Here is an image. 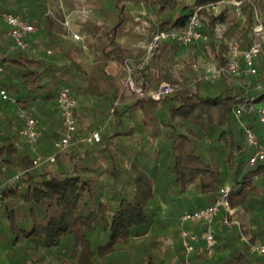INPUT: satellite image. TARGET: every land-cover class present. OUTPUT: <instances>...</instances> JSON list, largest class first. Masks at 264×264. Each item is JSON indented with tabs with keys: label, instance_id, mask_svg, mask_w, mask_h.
Segmentation results:
<instances>
[{
	"label": "trees",
	"instance_id": "trees-1",
	"mask_svg": "<svg viewBox=\"0 0 264 264\" xmlns=\"http://www.w3.org/2000/svg\"><path fill=\"white\" fill-rule=\"evenodd\" d=\"M131 1L155 11L152 34L157 29L183 27L196 7L201 6L200 14H208L210 4L223 0ZM235 1L240 2L250 28L254 0ZM51 2L0 0L3 11L19 14L36 25L24 48L12 40V53L0 57L2 73L7 64L13 74L8 84L0 75V88L14 99L17 110L8 122L14 133L6 135L13 140L4 143L0 131V264L33 260L48 264H172L165 260V254L160 255L158 236L175 225L179 215L213 203L219 188L226 184L230 206L237 208L236 212L244 209L251 213L250 224L242 232L250 242L263 240L264 161L249 163L253 147L245 141L244 128H252L264 139V127L255 111L257 105H264V60L256 64L253 74L202 78L194 89H176L159 99L144 95L130 104L117 103L120 88L105 70L115 48L103 51L97 75L89 74L75 59L65 64L48 54L47 50L61 46L55 20L48 12ZM113 2L120 21L112 30L133 20L120 0ZM260 4L264 10V2ZM228 19L223 9L217 15L210 14L208 23L199 27L207 39L200 43L214 52L217 64L226 59L223 42L215 37V26ZM107 37L105 45L112 44L113 35ZM40 43L45 45L43 54L34 53L31 46ZM160 43L157 59L181 45L170 39ZM156 78L158 82L162 79L159 69ZM61 85L75 96L87 95L91 108L99 114L87 127H77L72 142L76 145L67 154L55 148V141L62 136L55 100ZM37 98L52 108L46 130L41 116L37 118V111H41ZM21 108H32L38 119L40 136L35 150L20 134L24 123ZM238 108L243 110L236 116ZM89 129L100 132L99 141H85ZM43 132L51 145L41 152ZM146 143L150 145L145 150ZM38 153H52L54 161L38 162ZM186 193H192L190 199ZM183 201L187 203L183 205ZM221 213L212 223L217 238L215 254L206 258L202 243L187 254L180 240L183 253L173 264L205 258L224 260V264H264V256L249 250L236 226L221 223ZM181 228L199 232L207 224L181 221L178 234Z\"/></svg>",
	"mask_w": 264,
	"mask_h": 264
},
{
	"label": "built area",
	"instance_id": "built-area-1",
	"mask_svg": "<svg viewBox=\"0 0 264 264\" xmlns=\"http://www.w3.org/2000/svg\"><path fill=\"white\" fill-rule=\"evenodd\" d=\"M228 1H218L209 5L211 9L217 8L219 3ZM232 4L237 5L239 1H230ZM201 6L196 7L192 15L189 17L188 22L180 28H164L157 29L151 38L150 43L147 45L146 52L151 53L154 51L159 43L163 40H175L181 45H189L193 42L203 38V34L199 27L201 25V18L199 10ZM0 20L7 25V34L14 41V44L20 48L26 46V37L35 32L36 25L27 19L22 18L19 14L9 11H0ZM74 38H78L77 34H73ZM264 60V44L255 42L250 43L248 46L239 47L231 46L228 49L227 58L225 63H208L204 68L202 77L208 80H215L222 75H238L244 72L245 74H253L256 72L257 59ZM2 74V67L0 66V75ZM132 86V84H131ZM133 89V88H132ZM135 91L140 92L141 88H134ZM133 89V90H134ZM174 88L167 82H161L154 92L150 95L153 99H159L160 97L172 93ZM0 98L7 100L11 99L7 91L0 88ZM56 105L59 111L60 119L62 122V136L55 141V148L57 152L66 150L73 142L74 135L77 130V119L75 115V107L77 105V98L72 93L69 87L61 85L56 91ZM242 108L236 109L235 113L238 116L242 112ZM255 111L260 124L264 127V105L259 104L255 107ZM19 115L23 119L24 123L20 129V134L23 135L26 141L35 150L36 143L40 136L38 129V119L34 116L30 109L21 108ZM245 141L248 145L253 147V153L250 156L249 163L254 164L257 161H264V139L256 134L252 128H244ZM85 141L93 142L100 140L99 131H90L84 137ZM55 155L49 154L46 156L37 154L36 160L38 161H54ZM16 176L8 179L9 182L13 181ZM230 187L224 185L219 188L217 196L213 203L194 209L192 211H186L181 216L182 222H202L207 224V228L202 231H194L190 229L181 228L179 232L181 244L183 245L187 254L192 253L195 250L197 243H202L201 251L206 258L212 257L216 252L217 239L211 230L215 215L221 213V223L226 227L236 226L240 230V238L248 244L249 250L253 253L264 256V239L261 241L250 242L248 235L242 232V225L236 219V210L229 203ZM187 260L182 264H187ZM22 264H48L44 261L33 260L28 263Z\"/></svg>",
	"mask_w": 264,
	"mask_h": 264
},
{
	"label": "rangeland",
	"instance_id": "rangeland-1",
	"mask_svg": "<svg viewBox=\"0 0 264 264\" xmlns=\"http://www.w3.org/2000/svg\"><path fill=\"white\" fill-rule=\"evenodd\" d=\"M53 1L54 0H52V2ZM185 1L191 2L192 0ZM230 1L235 0L221 2L217 8L208 11V14H200L201 25L205 26L209 21L210 14L217 15L223 9L226 11L227 16L229 17L228 21L217 23L215 26V37L217 40H221L223 42L225 59L227 58L228 49L231 46L245 47L246 45L255 42L264 44V10L261 8L260 4V2H264V0L253 1V23L250 28L246 25L245 13L239 8L241 4L239 3L235 5L236 7H234V4ZM119 3L127 4L126 11L129 12V15L133 18V20H128L127 22L125 21L127 26L130 28L128 32L122 36L123 40L114 43V45H120L124 48L120 59L122 64L120 72L121 75L123 74L122 77L124 78V81H120L118 83L121 92L117 103L130 104L138 97H142L144 95L151 96L150 94L157 90L161 82H167L172 85L174 88L173 92L176 89L182 88L194 89L195 83L201 81L203 78L202 75L206 64L217 63V59L214 57V52L209 48V46H202L200 43L201 41H207L205 34L201 40L193 44L178 45L174 50H171V52L163 55L162 59H157L156 57V53L159 52L158 46L154 51H151V53H147V45L150 43L154 33L153 32L151 34L150 26L155 20V11L153 8H149L145 4H141L139 6L135 5L137 7L134 8V4L131 0H120ZM51 9V15L54 17L55 10L53 8ZM245 32H247L248 35H244ZM120 37L121 36H118V38ZM243 43L244 45L241 46ZM159 45H161V43ZM127 57L131 58L130 61ZM260 61H262V59H257L256 64ZM97 66L98 64H96L95 67L97 68ZM157 69H159V73L162 75V79H160L159 82L156 78ZM238 75H229L228 77L232 79ZM132 88H141V91L138 92ZM30 110L33 112L32 108H30ZM136 112L140 115L141 109L138 108ZM93 121H96L95 117H90L89 119L82 117L80 123L77 121V127L82 125V127L85 128ZM58 128L60 129L61 125H59ZM90 131L97 130L89 129L88 132ZM73 144L74 143L64 150L62 154L69 153L71 151V147L76 145V143L74 145ZM149 145L150 144L146 143L144 149H148ZM38 154L43 156L47 155L43 153ZM2 181L3 176L0 175V184ZM255 181L258 183L259 179H256ZM193 191V189L190 190V192ZM191 194L192 193H186V199H190L189 197ZM186 203V201L182 202L183 205ZM181 215L178 216V222H176L175 225L169 226L162 231L163 233L160 236H158L161 250V254H159H165V260L168 261L170 259L172 264L176 263L179 256L183 253V249L180 247V236L176 232L179 224H181ZM235 217L242 225V229H247L246 224L241 221L242 219L238 216Z\"/></svg>",
	"mask_w": 264,
	"mask_h": 264
},
{
	"label": "crops",
	"instance_id": "crops-1",
	"mask_svg": "<svg viewBox=\"0 0 264 264\" xmlns=\"http://www.w3.org/2000/svg\"><path fill=\"white\" fill-rule=\"evenodd\" d=\"M121 4L124 6V9L127 8L126 3ZM135 7L137 6L134 5V8ZM51 8L55 10V16H51L55 20L56 35L61 46L55 50H47L48 54L56 58L58 62L65 64H67L70 59H75L89 74L97 75L98 71L96 72L95 66L99 63L103 51H109L111 48H115L106 61L105 70L108 74H110L111 81L114 82L116 86H118L120 81H124V78L122 77L123 74L121 75L120 72L122 68L120 59L124 48L120 45H114V43L123 40L122 36L128 32L130 27H128L125 22H122L120 27H116V29L112 30L117 22L120 21L116 12L117 8L115 7L113 0H54L48 6V12L50 14L52 10ZM0 11H3L1 6ZM7 30V25L0 20V57L10 55L14 50L12 39L7 34ZM73 34H77L79 37L74 38ZM110 35H113V42L112 44L105 45L108 39L107 36ZM118 36L121 37L118 38ZM31 47L34 53L43 54L45 45L40 43L32 45ZM127 58L130 61L131 58ZM12 75L13 74L12 72L10 73L9 66L7 64L5 67L3 66L1 78L4 80L3 82L5 84L12 82ZM83 85H85L84 88H89V85L85 84V82ZM76 98L78 107L77 121L80 123L82 117H85L86 119L95 117L97 121L99 119V114L91 108L92 104L89 97L81 93L78 94ZM13 101V98L7 100L0 98V131L5 137L4 143L9 140H13L8 136L6 137L7 134L14 133L12 132L13 127L8 125L10 118L15 116L17 113ZM35 103L41 108V111L40 109L37 111V118H40L39 115L41 116V123L45 122L43 124V130H46V120L48 119L49 113L52 109L49 106L50 103L44 102L39 98L35 100ZM45 133L43 132L41 142L39 143V150L41 152L45 151V149L51 145V141L49 142L46 140ZM44 139L46 141H44ZM19 141H22V139H19ZM17 143L18 141H16V144ZM235 215L242 219L241 221L246 224V228L249 226V217L251 215L249 211L241 209L237 211ZM224 263V260L205 258L195 260L191 264Z\"/></svg>",
	"mask_w": 264,
	"mask_h": 264
}]
</instances>
